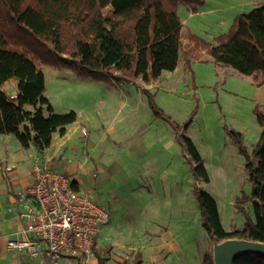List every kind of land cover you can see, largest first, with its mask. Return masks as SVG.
<instances>
[{"label":"rangeland","instance_id":"rangeland-1","mask_svg":"<svg viewBox=\"0 0 264 264\" xmlns=\"http://www.w3.org/2000/svg\"><path fill=\"white\" fill-rule=\"evenodd\" d=\"M263 2L206 0L202 5L181 2L179 14L184 26L179 65L150 85L142 79L121 85L96 81L82 77L72 69L37 61L46 76L45 95L57 113L75 110L85 118L99 107L108 116L120 119L127 130L140 136L142 150L146 153L138 157L129 155L125 148L123 150L115 143L105 145V153H94L108 165L104 166L100 176L105 180V188L96 190L95 195L99 196L102 205L109 207V192L119 188L121 194H128L127 197L141 207L145 199L129 189L127 180L132 176L128 168L139 165L152 169L156 185L152 188L153 202L147 207L156 212L157 220H160L163 211H168L170 229L175 236L170 240L173 245L183 246L187 264H203L204 254L213 251L214 246L202 224L197 186L216 198L226 231L243 229L247 214L254 219L253 202L246 200L253 188L246 157L230 132L241 133L245 146L252 151L262 133L256 108L264 110V84L255 80L253 75L216 63L205 49L194 45L191 34L216 44L215 39L229 31L239 13L248 12ZM190 50L192 53L189 56L187 53ZM187 59L191 60L189 67ZM13 81L6 84L9 92L16 89ZM143 87L151 89L158 107L173 121L183 125L192 118L186 135L194 141L204 158L209 182L195 177L179 140L182 130L175 129L169 121L155 115ZM20 130L24 131V125L20 126ZM113 209L117 210V214L113 215L110 223L116 230H123L116 236L100 235L99 248L95 252L98 261L100 258L106 261L113 258L112 264H117L120 259L133 260L137 250L131 251V244H142L149 231L144 237L140 234L143 228H138L137 222H127L129 217L125 214L124 218H120L117 205L113 204ZM179 257L181 254L174 249L168 264H181ZM57 261L54 264H82L73 257ZM144 264H151L148 255Z\"/></svg>","mask_w":264,"mask_h":264},{"label":"trees","instance_id":"trees-1","mask_svg":"<svg viewBox=\"0 0 264 264\" xmlns=\"http://www.w3.org/2000/svg\"><path fill=\"white\" fill-rule=\"evenodd\" d=\"M206 0H0V135L15 134L24 148L34 144L49 147L55 132L65 134L78 118L75 110L57 113L45 95L46 76L37 61L74 70L96 81L119 85L142 79L147 85L164 71H174L183 46L181 2L202 5ZM191 41L205 49L218 64L229 65L264 84V2L239 13L231 28L215 39L205 41L195 33ZM192 50L188 51V55ZM190 59L186 65L190 66ZM17 81L18 93L12 97L4 89ZM156 116L182 130L180 143L192 164L195 177L205 182L210 175L194 141L186 135L192 118L183 125L173 121L158 107L155 95L142 88ZM32 105L34 110H28ZM46 106V109H45ZM48 114H46V112ZM262 127L252 151L242 134L231 131L240 152L246 157L254 219L247 214L243 229L226 231L216 198L196 187L204 229L214 241L246 238L264 241V110L256 108ZM24 125V131L20 126ZM242 202V200H240ZM242 209V207L240 206ZM141 251L134 260L120 264H143ZM101 258L98 264H104ZM204 264H214L213 251H207ZM234 264H264V256L239 254Z\"/></svg>","mask_w":264,"mask_h":264},{"label":"crops","instance_id":"crops-1","mask_svg":"<svg viewBox=\"0 0 264 264\" xmlns=\"http://www.w3.org/2000/svg\"><path fill=\"white\" fill-rule=\"evenodd\" d=\"M166 72L172 71H164L161 77ZM12 83L16 87L13 92H9L6 85L4 89L12 97H15L18 93L17 81L14 80ZM26 108L34 110L32 105H27ZM96 109L85 118L78 113L77 120L68 125L66 133L55 132L51 145L44 150H39L34 144L29 148H24L15 134L0 135V264H54L47 256L31 257L24 251H10L6 245L7 237L12 236V233L18 228V222L8 209L16 200V192L32 181V170L37 161L48 162L51 167L72 176L80 186L90 187L96 192V190L105 188V180L100 176L104 166H108L103 162V158L94 156L96 151L99 154L105 153V145L115 143L122 146L123 150L125 148L132 156L138 157L146 153L145 150H142L140 136L127 130L120 119L108 116L102 108L97 107ZM7 166H12L13 170L7 171ZM128 169L132 176L127 180L129 189L146 201L144 200V205L138 207L127 197L128 194H121L119 188H113L109 192L108 205L111 210V219L103 227L102 237L105 235L116 236L123 230H116L115 226L110 223L113 215L117 214V210L113 209V204H115L119 210L118 215H121L120 218L122 216L124 218L126 215L129 217L127 222L135 221L137 225L139 224L138 228H143V230L140 229V234L145 237L146 232L149 231L148 237H143L142 244L138 246L131 244V251L137 250L134 252V258L136 252L141 251L144 259L143 264L147 260V255L151 264H168L170 253L175 249L181 254L179 257L181 264H187L183 255V246L173 245L170 240L174 235L170 229L168 211H163L160 220H157L156 212L150 211L147 207L153 202L154 190L152 188L156 185L152 169L149 170L139 165L130 166ZM96 196L100 200L99 196ZM113 260V258L109 261L105 260L104 264H112ZM133 260L120 259L116 263L120 264L125 261L131 263ZM98 263V260L94 262V264ZM202 263L204 264V259Z\"/></svg>","mask_w":264,"mask_h":264},{"label":"built area","instance_id":"built-area-1","mask_svg":"<svg viewBox=\"0 0 264 264\" xmlns=\"http://www.w3.org/2000/svg\"><path fill=\"white\" fill-rule=\"evenodd\" d=\"M32 175V181L16 192L8 209L18 222V228L7 237L8 249L31 257L47 256L53 263L73 257L82 264H94L111 210L99 202L92 189L80 186L48 162L37 161Z\"/></svg>","mask_w":264,"mask_h":264},{"label":"water","instance_id":"water-1","mask_svg":"<svg viewBox=\"0 0 264 264\" xmlns=\"http://www.w3.org/2000/svg\"><path fill=\"white\" fill-rule=\"evenodd\" d=\"M244 253H256L264 256V241L246 238H228L220 241L214 236V264H234V258Z\"/></svg>","mask_w":264,"mask_h":264}]
</instances>
